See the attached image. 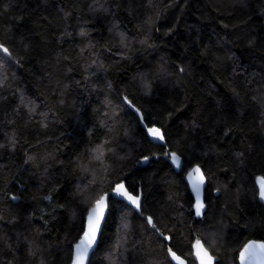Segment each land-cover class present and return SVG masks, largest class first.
I'll use <instances>...</instances> for the list:
<instances>
[{"label": "trees", "instance_id": "1", "mask_svg": "<svg viewBox=\"0 0 264 264\" xmlns=\"http://www.w3.org/2000/svg\"><path fill=\"white\" fill-rule=\"evenodd\" d=\"M0 45V264H73L121 182L141 209L110 199L89 264H197V239L239 264L264 241V0H0Z\"/></svg>", "mask_w": 264, "mask_h": 264}, {"label": "snow or ice", "instance_id": "2", "mask_svg": "<svg viewBox=\"0 0 264 264\" xmlns=\"http://www.w3.org/2000/svg\"><path fill=\"white\" fill-rule=\"evenodd\" d=\"M141 43H146V41H141ZM0 51L5 54L9 53V50L0 45ZM182 71V69H181ZM149 135H151L156 140H163L164 137L158 128H149ZM95 151L99 152L98 147ZM99 159V157H97ZM147 159V158H145ZM172 160L179 166V157L172 154ZM188 177L192 182V189L195 193L196 202L194 204L195 216H203L204 204L200 199L201 189L204 185V174L201 172L199 166H196L191 172L188 173ZM259 183V198L264 200V177H261L258 181ZM112 192L116 197H123L129 204L133 206L134 209H141V199L139 195H133L127 191L123 183H118L112 188ZM15 199V197H13ZM108 207V193H105L99 199L95 201L94 206L87 212V223L86 227L82 230L83 235L79 239V243L75 247V258L73 264H85V260L88 258L89 251L93 249V246L97 243V235L100 231L101 221L104 219L105 210ZM143 213L141 212V215ZM147 223L153 228H156V224L153 222L152 217L147 218ZM159 231V229H157ZM163 235V233H161ZM164 239L170 240L171 237L165 236ZM194 248L196 249L195 255L199 259V264H213L214 258L209 255L207 249L203 247V244L199 239L196 240ZM168 252L172 260L179 261V264H184L177 254L172 251L171 248ZM240 264H255L257 260L260 264H264V242L257 243L255 241L246 244L239 254Z\"/></svg>", "mask_w": 264, "mask_h": 264}, {"label": "water", "instance_id": "3", "mask_svg": "<svg viewBox=\"0 0 264 264\" xmlns=\"http://www.w3.org/2000/svg\"><path fill=\"white\" fill-rule=\"evenodd\" d=\"M140 114V113H139ZM141 116V115H140ZM141 119H142V116H141ZM145 124V123H144ZM146 128H147V130L149 129L146 125H144ZM161 132V131H160ZM161 134H162V132H161ZM163 135V134H162ZM152 137V136H151ZM153 138V137H152ZM154 139V138H153ZM154 140H156V139H154ZM157 142H163L164 141V139L163 140H156ZM149 161H150V158H147V159H142V161H141V166H146L148 163H149ZM195 168V167H194ZM193 168V169H194ZM201 169V168H200ZM201 172L203 173V171H202V169H201ZM204 174V173H203ZM204 185L202 186V189H201V195H200V199H201V201H202V203L204 204V208H203V215H204V213H205V210H206V203H205V190H206V187H207V180H206V177H205V175H204ZM185 180H186V183H187V185L189 186V189H190V192H191V194H192V196H193V198H194V200H195V202H196V198H195V193H194V191H193V189H192V182H191V180L189 179V177H188V174L186 175V178H185ZM121 183H123L124 185H125V188L127 189V191H128V188H127V184H126V182H121ZM111 198H113V199H115V200H124V198L123 197H116L115 195H114V193L113 192H111V193H109L108 194V207H107V209L105 210V216H104V219L101 221V224H100V231H99V233H98V235H97V243H96V245H94L93 246V249L92 250H90L89 251V254H88V258L85 260V264H89L90 263V260H91V257H92V255L94 254V252L97 250V248H98V245H99V241H100V238H101V234H102V231H103V227H104V224H105V222H106V219H107V216H108V212H109V208H110V199ZM263 201V203H264V200H262ZM197 217V216H196ZM203 217V216H202ZM202 217H198V218H202ZM86 223H87V220H86ZM253 241H255V242H257V243H261V242H264V241H262V240H250V241H248L246 244H248V243H250V242H253ZM201 243L203 244V247L205 248V249H207V251H208V253H209V255H211L213 258H214V260H213V264H217L218 263V261H219V259L216 257V256H214L211 252H210V250L205 246V244L201 241ZM245 244V245H246ZM194 245H195V243L193 244V256H194V260L196 261V263L197 264H199V259L196 257V255H195V252H196V249L194 248ZM244 245V246H245ZM243 246V247H244ZM243 247H242V249H243ZM241 249V250H242ZM241 250H240V252H241ZM240 252H239V254H240ZM177 256H179L178 254H177ZM180 258H181V260H183L184 261V264H189V262H188V260L187 259H185V258H183V257H181V256H179ZM74 258H75V250H74V255H73V260H74ZM174 261V264H179V261H175V260H173ZM238 263L240 264V259H239V255H238ZM255 264H260V261L259 260H257L256 262H255Z\"/></svg>", "mask_w": 264, "mask_h": 264}, {"label": "rangeland", "instance_id": "4", "mask_svg": "<svg viewBox=\"0 0 264 264\" xmlns=\"http://www.w3.org/2000/svg\"><path fill=\"white\" fill-rule=\"evenodd\" d=\"M172 154H173V153L169 154L167 158H168V159L170 160V162L175 166V168L179 169L180 166H181V159L179 158V166H178L176 163L173 162V160H172ZM175 155H176V154H175ZM176 156L179 157L178 155H176Z\"/></svg>", "mask_w": 264, "mask_h": 264}]
</instances>
